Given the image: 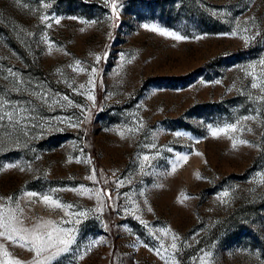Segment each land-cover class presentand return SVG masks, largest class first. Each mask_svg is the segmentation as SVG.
I'll list each match as a JSON object with an SVG mask.
<instances>
[{
	"label": "rangeland",
	"instance_id": "374dc122",
	"mask_svg": "<svg viewBox=\"0 0 264 264\" xmlns=\"http://www.w3.org/2000/svg\"><path fill=\"white\" fill-rule=\"evenodd\" d=\"M262 59L264 0H0V204L74 230L50 264H264Z\"/></svg>",
	"mask_w": 264,
	"mask_h": 264
},
{
	"label": "snow or ice",
	"instance_id": "6c2138e0",
	"mask_svg": "<svg viewBox=\"0 0 264 264\" xmlns=\"http://www.w3.org/2000/svg\"><path fill=\"white\" fill-rule=\"evenodd\" d=\"M113 10L115 12L116 4L112 5ZM48 17H41V20H47ZM55 23L59 24L60 20L56 19ZM145 28H148V25H144ZM83 31V29H81ZM151 31L158 32L160 35L172 36L175 40L179 41L185 39L178 34L167 32L163 28L152 26ZM233 36L236 35L235 32L232 33ZM251 39V37L249 38ZM247 43V39L245 40ZM101 57L97 56L96 60L99 61ZM259 64L264 67V59L259 61ZM252 71L248 72V75L252 77L251 88L259 89L261 92V96L258 97L259 100L264 101V86L261 85L258 81L261 79L260 76L256 75L255 69L256 65L249 66ZM73 72H84L86 71L80 64L79 61L76 62V66L72 68ZM96 71L95 68L92 69V73L94 74ZM90 82H92L90 80ZM219 83V81H217ZM84 85H81L83 88ZM66 99V98H65ZM88 99H93V97L89 94ZM0 107H3V104L0 103ZM19 115V112L13 113H5L0 114V121L7 119L9 121H13L16 124L20 123L19 119H15V117ZM26 119L27 117H23ZM244 119H254V117H245ZM237 130L236 125H228L224 128H212L210 127V134L212 137H218L220 135H228L231 132H235ZM251 131V129H249ZM233 148H236L238 145H247L248 141L240 139V138H232ZM199 155V153H197ZM180 159H187V156L181 157ZM144 160H148V157L145 156ZM79 162V161H77ZM9 167H15V165H9ZM90 179L95 178V172H93V176L89 177ZM199 174H197V179H199ZM28 198H36L32 199V202L35 203L38 199L40 203L45 205L47 208L51 210L61 209L65 211L66 215L72 216H85L84 212L79 213H69L67 210L72 208V205H65L59 199L53 197L49 194H38L35 192H27L25 194ZM228 193H223V196H227ZM2 199V198H0ZM11 200L12 198H7ZM222 202L226 203V200H222ZM70 221H61L60 223H68ZM80 221L77 220L76 223ZM168 230H164V233L167 234ZM74 230L71 228L65 229L60 227L59 224L52 220H43L37 219L34 223L29 226L25 225V220L23 218V209L20 208L19 203L16 204L15 208L8 207L6 204H0V240L6 241L7 245H10L13 248H20L24 251L32 253V259L30 261L21 260L19 257L14 256L11 251H9V247L0 243V264H50V262L59 256L61 253L67 252L69 250V246L74 241ZM173 242L169 245V247L173 250L177 248L175 240L177 237H172ZM94 246V245H93ZM163 247V245H162ZM90 250V249H89ZM157 254H160V250L157 249ZM47 253V255H45ZM83 257H81L82 259Z\"/></svg>",
	"mask_w": 264,
	"mask_h": 264
}]
</instances>
